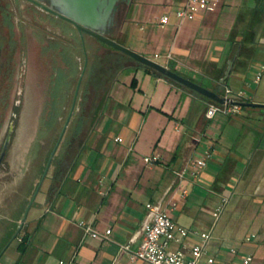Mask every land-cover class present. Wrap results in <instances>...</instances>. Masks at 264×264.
<instances>
[{
  "label": "crops",
  "instance_id": "1",
  "mask_svg": "<svg viewBox=\"0 0 264 264\" xmlns=\"http://www.w3.org/2000/svg\"><path fill=\"white\" fill-rule=\"evenodd\" d=\"M184 2L133 0L111 39L197 84L208 81L205 88L220 90V96L224 87L251 90L249 102L264 104V92L258 93V87L264 90V76L254 82L264 66V0H220L215 12L180 21L174 13ZM163 15L169 21L161 26ZM248 35L250 50L240 49L236 43ZM73 40L70 62L75 66L82 48L78 38ZM85 43L88 63L101 54L117 56L90 37ZM238 48L243 55L238 56ZM121 62L122 69L108 83H81L78 101L95 108L77 115L74 130L67 126L40 199L30 207L36 208L28 220L29 210L17 237L4 244L10 228L0 227V264H145L130 262L119 246L138 247L148 203L161 209L173 206L170 216L184 228L211 229L207 250L218 264H240L245 255L252 257L251 264H264V140L254 145L245 137L234 145L250 120L258 122L252 128L264 135V110L246 107L208 120L204 113L209 103L203 98L127 59ZM59 65L65 68L60 60ZM86 93L89 101L83 100ZM80 119L88 123L84 144L71 158L68 145ZM200 147L212 151L207 166L198 178L187 174L179 180L175 173L202 153ZM147 155H157L159 161L146 166L142 157ZM225 192L236 197V215L214 233L212 205ZM246 200L251 201L250 213L238 205ZM80 221L98 233L110 229V240L85 236ZM197 241L189 237L184 245Z\"/></svg>",
  "mask_w": 264,
  "mask_h": 264
},
{
  "label": "flooded vegetation",
  "instance_id": "2",
  "mask_svg": "<svg viewBox=\"0 0 264 264\" xmlns=\"http://www.w3.org/2000/svg\"><path fill=\"white\" fill-rule=\"evenodd\" d=\"M55 1L0 0V169L19 134L36 138L26 150V157L32 162L31 150L37 143L39 122L45 105L51 103L52 71L66 68L76 42L73 39L80 40L70 23L48 11L53 10L51 4ZM116 6L111 25L104 33L108 38L118 31L131 4L118 0ZM83 36L84 41L85 37L92 38ZM59 60L65 68L59 65ZM36 67L49 73L48 95L43 100L35 92Z\"/></svg>",
  "mask_w": 264,
  "mask_h": 264
},
{
  "label": "built area",
  "instance_id": "3",
  "mask_svg": "<svg viewBox=\"0 0 264 264\" xmlns=\"http://www.w3.org/2000/svg\"><path fill=\"white\" fill-rule=\"evenodd\" d=\"M220 0H185L183 6L174 15L180 21H192L201 14L213 13L219 7ZM169 21L168 15L159 18L158 23L164 26ZM154 55V58H158ZM166 60L171 58L170 54L164 56ZM264 76V66H260L254 76V82L258 83ZM223 104L215 102L209 103L204 116L206 119H213L217 115L230 116L237 113L241 107L236 103L249 102L250 95L242 89L234 90L229 87L223 88ZM121 142L120 138L115 139ZM212 157L210 148L203 153L194 156L186 165L175 174L179 180L189 174L192 178H198L207 166ZM159 161L157 155L143 156L142 162L146 166H153ZM187 189L181 191L182 196H187ZM228 202L227 197L223 198V203ZM146 216L142 229L141 242L135 250H131L128 245H120V251L128 254L129 261L132 263L141 262L145 264H218L214 256L208 254L207 245L211 239V229L207 231L190 230L176 224L170 216L169 209H161L159 206L148 203L145 205ZM222 208H215L211 216L215 223L219 218ZM83 234L92 239L104 241L110 240L111 230L107 229L104 233H98L91 224L83 221L77 224ZM196 238L197 243L184 245L189 238ZM252 257L245 255L241 258L240 264H251ZM228 264V263H220Z\"/></svg>",
  "mask_w": 264,
  "mask_h": 264
},
{
  "label": "rangeland",
  "instance_id": "4",
  "mask_svg": "<svg viewBox=\"0 0 264 264\" xmlns=\"http://www.w3.org/2000/svg\"><path fill=\"white\" fill-rule=\"evenodd\" d=\"M86 52L88 57L87 49ZM83 61V51L81 52L80 50L79 54L76 55L75 60L76 75L75 77H71L72 79H70V81L68 82V86L65 89L63 88V105L65 107L61 109V112L59 114L60 116L58 117L55 126L47 128L42 137L37 138V147L33 153L32 162H29V159L26 157V150L31 140L33 141L36 138L33 139V137H22L20 134L14 138L9 153L5 158L4 166L0 169V227H6V225H8V228L14 229L17 225H19V221L21 220L23 213L43 174L51 151L59 137L61 129L66 120L76 83L83 66ZM48 74V71L44 72L41 67L38 71V68L36 67L34 85L35 92L40 100L45 99V97L48 95ZM82 82H86V79L84 77ZM208 83V81L201 80L200 82H198V84L202 87H208ZM258 89V93L264 92V90H262V87H258ZM248 94L252 96L254 93L251 90H248ZM78 97L80 96L78 95ZM78 99L76 101L75 109L68 125L69 129L71 127L73 130L78 125L77 119L80 118V116L78 118L77 115L82 113V105L80 101H78ZM220 117H222V115H217L216 119ZM249 123L250 124H248V126H244L242 133L238 132L235 139V147L237 146V143H239L241 140H244L245 137L250 138L252 142L255 143L254 145H258L262 140H264V135H262V133H257L256 130L252 128L253 125L259 127L258 122L250 120ZM62 145H64V143L61 141L60 147ZM198 152L203 153L202 147L198 148ZM54 158L56 160L58 157L54 156ZM53 163L54 161L52 160L51 165H53ZM49 173L50 168L39 188L38 194L36 196V202L40 199V195L45 188L46 179L49 177ZM208 188L209 187H207V189ZM225 196L227 197L228 202L223 203V198ZM236 205V197L230 198V194L228 192L218 195L217 200H215V203L212 205V209H215L219 206L222 208V210L219 218L215 222L214 233H216L218 229L222 227L226 222H228L231 218L235 217L237 210ZM238 205L240 208H244V211H247L248 213H250V211L252 210L251 201H241L238 203ZM35 206L36 204H34L33 207L29 209L30 213L27 216L28 220L30 219L31 214L34 211V208H36ZM210 221L213 222L212 216L210 217ZM247 231L248 234L251 233V230L248 229L246 230V232ZM9 241H7L5 244H7ZM14 243H16V241Z\"/></svg>",
  "mask_w": 264,
  "mask_h": 264
},
{
  "label": "water",
  "instance_id": "5",
  "mask_svg": "<svg viewBox=\"0 0 264 264\" xmlns=\"http://www.w3.org/2000/svg\"><path fill=\"white\" fill-rule=\"evenodd\" d=\"M118 0H56L55 4H51L52 9H48V11L50 13H52L53 15L67 21L68 23H70L78 32L79 37H80V41H81V45H82V51H83V57H84V61H83V66L81 69V72L79 74L77 83H76V87L74 90V94H73V99H72V103L70 106V110L68 113V116L64 122V125L61 129V132L59 134V137L51 151V154L49 156V159L46 163L45 169L43 171V174L35 188V191L23 213V216L19 222V226L15 232V234L13 235L11 240H14L18 233L20 232L22 225L26 219V216L28 214V211L31 207V205L33 204L39 188L44 180V178L47 175V172L50 168L51 162L54 158V155L56 153V150L63 138V135L66 131V128L68 126V123L71 119V116L74 112L75 109V105H76V101H77V97H78V93H79V88L80 85L82 83L86 68H87V63H88V57H87V52H86V48H85V41H84V36L83 34H87L89 36H91L92 38L98 40L99 42L115 49L116 51L130 57L131 59H133L136 63H138L139 65H142L144 67H147L149 69H151L152 71L164 76L165 78L180 84L181 86H183L184 88L191 90L193 92H195L196 94L207 98L208 100L215 102L217 104H223L224 103V98L221 97L220 95H218L217 93L208 90L202 86H200L199 84L184 78L183 76L179 75L178 73L171 71L170 69H168L167 67L158 64L152 60H150L149 58H146L144 56H141L131 50H129L128 48L118 44L117 42H115L114 40H112L111 38H108L104 33L105 30L108 26L111 25V21H112V17L114 15V13L116 12L117 6H116V2ZM122 1H126L127 4H131L133 0H122ZM230 71V68H228L227 72H226V76H228ZM236 105H239L241 108H260L262 110H264V104H256V103H250V102H243V103H236Z\"/></svg>",
  "mask_w": 264,
  "mask_h": 264
},
{
  "label": "trees",
  "instance_id": "6",
  "mask_svg": "<svg viewBox=\"0 0 264 264\" xmlns=\"http://www.w3.org/2000/svg\"><path fill=\"white\" fill-rule=\"evenodd\" d=\"M260 5H264V4H260ZM261 12H262V10L260 9L259 14ZM96 41L99 42L98 40H96ZM252 43L253 42L251 41V35H248L244 41L238 42V43H236V45L237 46L239 45L240 49L245 48L247 51H249L250 49L248 47ZM105 46L110 51L111 50L114 51L117 54V56L112 57L108 53L101 54V55L97 56L93 61L88 63L84 78L86 79V82L88 83L89 87L95 86V85L97 86V83H99V82L108 83V81H111V79L113 77V73H116L122 69V62L121 61L123 59H127V60L133 62L134 64H137L139 67L144 68L146 71L152 72L156 76L164 78L166 81L170 82L171 84L176 85V86L181 87V88H184L180 84H177V83L165 78L164 76L152 71L151 69L144 67L142 65H139L133 59H131L130 57L116 51L115 49H113L107 45H105ZM239 48H238V56H241V55H243L244 52H240ZM168 69H170L171 71H174L171 67H168ZM52 72L53 73H52L51 78H50V95H49L50 99H51V103L45 105L43 114H42L40 122H39V131H38L37 138L42 137L43 133L47 130V128L54 127L55 124L57 123L58 117L60 116L59 114L61 112V109H63V107H65L63 105L64 104L63 103V91H64L63 88L65 89L68 86V82L70 81V79H72L71 77H75L76 66H74L70 61H67V65H66L65 69L59 70V68H58L55 70V68H54ZM212 91L217 93L218 95H221V92L218 89H212ZM191 92H193V91H191ZM193 93H195V92H193ZM196 95H198V94H196ZM85 96L86 97H84L83 100L85 101V98H86V100L89 101L88 93H86ZM198 96H200V95H198ZM200 97L203 98L208 103H212V101L208 100L207 98L202 97V96H200ZM81 105H82V113L81 114H84V115L88 114L90 110L93 111V109L95 108V105L90 106V105H86L85 103H82ZM86 124H88V123L85 120L80 119L78 129H76L75 135L71 138V141L68 145V154H69V157H71V158L73 157V155H75V153L77 151H80L81 148L83 147V144H84V128H85ZM88 127H89V125H88ZM36 147H37V144H35L31 150L32 156H33V153H34ZM54 160H55V158L53 159V161ZM16 228H17V226L14 229L8 230V233H7L6 237L4 238V244L11 239V237L13 236V234L16 231ZM22 246H23V243H20L18 245V249L22 250V248H23Z\"/></svg>",
  "mask_w": 264,
  "mask_h": 264
}]
</instances>
